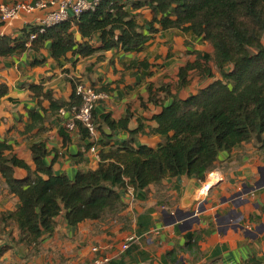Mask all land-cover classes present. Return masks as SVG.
<instances>
[{"label": "crops", "instance_id": "0c3cea01", "mask_svg": "<svg viewBox=\"0 0 264 264\" xmlns=\"http://www.w3.org/2000/svg\"><path fill=\"white\" fill-rule=\"evenodd\" d=\"M15 1L0 0V34L17 37L27 25L38 24L45 13L22 11L11 23L2 21L1 6ZM135 11L142 23L153 17L151 8ZM93 43L100 45L96 39ZM50 44L47 41L34 49L29 40L25 51L0 56V84L8 86L0 97V139L12 146L7 154H16L32 171L36 170L32 145L37 142L46 144L53 170L71 178L98 166L103 143L119 144L139 127L133 144L156 147L163 136L152 129L163 103H169L173 95L185 98L222 77L214 60L203 57L213 55L214 46L181 29L150 33L140 51L97 50L85 56L71 51L57 60ZM136 60L150 65L132 64ZM187 64L200 67L189 68L182 83L179 72ZM77 81L102 92L94 110L97 125L102 126L97 151L91 150L93 141L87 132L66 126L74 115L69 103ZM31 84L42 85L44 92L51 90L54 98L66 104L52 109L50 99L35 95ZM29 109L35 110L34 118ZM106 114L115 121L129 115L127 128H111ZM14 173L24 178L29 169L16 166ZM246 189L234 198L240 202L235 207L233 195ZM121 193L125 206L119 217L70 225L60 214L54 234L36 250L17 244L20 231L15 219L2 220L3 213L18 209L20 199L0 173V264H90L97 255L95 246L104 247L111 260L129 264H253L250 258L264 264V141L251 139L222 150L205 180L182 174L150 184L142 199L131 186ZM201 205L205 208L199 211ZM231 210L234 213L228 218ZM188 211L195 214L185 215ZM188 232L199 236L197 244L188 240ZM130 236L134 240L127 252L120 247Z\"/></svg>", "mask_w": 264, "mask_h": 264}, {"label": "trees", "instance_id": "16d2710c", "mask_svg": "<svg viewBox=\"0 0 264 264\" xmlns=\"http://www.w3.org/2000/svg\"><path fill=\"white\" fill-rule=\"evenodd\" d=\"M143 7L153 11L152 19L144 23L135 11ZM162 29L193 32L210 42L214 54L203 57L214 60L222 77L185 98L173 95L169 103H163L152 129L163 136L158 146H135L133 134L139 127L119 144L103 143L98 166L80 170L73 178L53 170L44 142L32 145L36 163L32 171L16 154H7L12 146L0 139V173L20 199L18 209L3 213L2 220H16L20 231L17 244L37 250L54 234L60 214L70 225L119 217L125 206L123 188L133 187L134 195L142 199L150 184L166 177L186 174L205 180L222 150L251 139L264 141V0H100L95 9L77 17L52 25L29 24L17 37L0 35V56L25 51L33 32L37 35L30 46L39 49L50 41L51 54L59 60L71 51L84 56L97 50L140 51L149 34ZM77 32L82 35L80 40ZM95 39L99 46L94 45ZM132 64L150 65L147 60ZM194 66L200 67L187 64L180 69L182 83ZM203 71L209 73L207 68ZM75 87L76 82L70 106L80 104ZM30 88L35 95L50 99L52 109L66 104L54 98L51 90L44 92L42 85L31 84ZM7 92L8 86L0 84V97ZM29 112L34 118L35 110ZM104 119L113 129L127 128L129 115L115 121L106 114ZM94 121L97 125L95 117ZM79 129L88 134L83 125ZM16 166L28 168V175L16 178ZM186 237L197 244L195 232ZM248 261L261 264L252 258ZM108 264L129 263L111 260Z\"/></svg>", "mask_w": 264, "mask_h": 264}, {"label": "built area", "instance_id": "2783aa9c", "mask_svg": "<svg viewBox=\"0 0 264 264\" xmlns=\"http://www.w3.org/2000/svg\"><path fill=\"white\" fill-rule=\"evenodd\" d=\"M100 0H18L3 4L1 6V19L11 23L22 11L32 12L37 9L45 10L44 15L39 18L38 25H52L70 17H77L85 10L95 9ZM2 35V34H0ZM36 32L31 33L30 40L35 38ZM76 94L80 97V104L72 105L73 117L67 121L69 130H76L83 125L88 130V135L93 141L91 150L97 151L99 140V129L94 121V110L98 100L102 97V92L91 84L77 81L75 87ZM213 177L217 175L211 173ZM134 237H128L122 244L121 249L127 250ZM104 248V247H102ZM100 246H95L96 257L90 264H108L111 256Z\"/></svg>", "mask_w": 264, "mask_h": 264}, {"label": "water", "instance_id": "95a60500", "mask_svg": "<svg viewBox=\"0 0 264 264\" xmlns=\"http://www.w3.org/2000/svg\"><path fill=\"white\" fill-rule=\"evenodd\" d=\"M81 38H82L81 33H78V34H77V39L80 40ZM245 191H248V190L246 189V190H244V191H242V192H237V193H235V194L233 195V197H232V203H233V205H234L235 207H238V206L240 205V202H239L238 200L234 199V198H236L237 196L241 195V194L244 193ZM204 208H205V207H204L203 205H201V206L198 208V210L200 211V210H203ZM232 213H234V210L229 211V212L227 213V217L230 218ZM193 214H195V211H188V212L185 213V215H187V216H188V215H193ZM234 227H237V225H234Z\"/></svg>", "mask_w": 264, "mask_h": 264}]
</instances>
